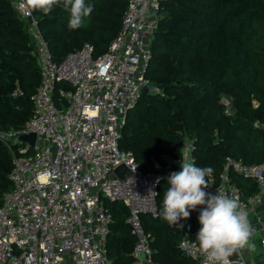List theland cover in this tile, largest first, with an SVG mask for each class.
I'll return each instance as SVG.
<instances>
[{
	"label": "built area",
	"instance_id": "built-area-1",
	"mask_svg": "<svg viewBox=\"0 0 264 264\" xmlns=\"http://www.w3.org/2000/svg\"><path fill=\"white\" fill-rule=\"evenodd\" d=\"M161 3L128 0L122 28L106 52L96 55L86 42L60 62L33 11L18 13L35 39L41 83L26 125L0 132L13 160V188L0 204V264H114L107 246L113 213L104 200L129 209L127 223L136 238L133 264H158L143 216L158 215L159 185L177 170L170 163H157L154 171L144 172L132 152L120 147V139L127 113L138 104L144 86H150L147 70ZM62 82L73 89H58ZM57 90L67 100L63 107L56 101ZM18 93L21 88L14 95ZM222 103L224 114L231 115L232 99L224 96ZM255 126L264 129L259 121ZM30 133L37 134L33 146L21 140ZM195 141L188 139L182 148V158L194 164ZM121 165L126 168L122 177L117 172ZM234 175L251 179L258 191L245 193ZM205 180L208 193L218 195L219 189L238 199L254 229L251 242L256 248L233 254L230 264H264V162L250 164L228 156L219 176ZM204 207L197 205L190 214L199 217ZM179 249L208 264L197 240L184 237Z\"/></svg>",
	"mask_w": 264,
	"mask_h": 264
},
{
	"label": "trees",
	"instance_id": "trees-1",
	"mask_svg": "<svg viewBox=\"0 0 264 264\" xmlns=\"http://www.w3.org/2000/svg\"><path fill=\"white\" fill-rule=\"evenodd\" d=\"M93 11L82 27L70 30V13L59 6L45 15L33 11L57 62L90 42L96 55L107 51L122 28L128 0H85ZM149 85L126 117L120 147L131 151L144 172L156 164L179 171L183 144L195 141V165L210 166L219 176L228 156L245 163L264 162V0H162L158 28L147 70ZM41 83L36 43L13 0H0V132L20 129L34 112L33 96ZM21 88L22 93L14 95ZM73 89L62 82L58 89ZM233 101L231 115L223 112L222 96ZM60 107L67 104L59 90ZM13 160L0 138V204L13 188ZM245 193L258 191L251 179L234 175ZM159 185L158 215L143 222L153 238L158 264H200L179 249L184 237L196 240L202 225L190 214L187 225L164 221V189ZM113 213L107 246L114 264H133L136 243L127 223L129 209L104 200Z\"/></svg>",
	"mask_w": 264,
	"mask_h": 264
},
{
	"label": "clouds",
	"instance_id": "clouds-1",
	"mask_svg": "<svg viewBox=\"0 0 264 264\" xmlns=\"http://www.w3.org/2000/svg\"><path fill=\"white\" fill-rule=\"evenodd\" d=\"M53 6H59L70 13L68 27L76 30L83 26L93 11V5L85 0H20L14 5L19 14L39 11L49 14ZM180 171L167 177L168 187L164 189L162 219L170 225L190 216L189 209L206 205L198 217L202 227L197 233L199 251L208 264H230V257L242 249H255L251 242L254 229L248 214L238 199L221 193H206L209 187L205 177L210 178L214 169L210 166L197 167L192 160L182 158ZM161 178H157L159 184ZM149 192H153L149 189Z\"/></svg>",
	"mask_w": 264,
	"mask_h": 264
},
{
	"label": "water",
	"instance_id": "water-1",
	"mask_svg": "<svg viewBox=\"0 0 264 264\" xmlns=\"http://www.w3.org/2000/svg\"><path fill=\"white\" fill-rule=\"evenodd\" d=\"M152 88H153L152 86H148V85L144 86L143 94H149L151 92ZM36 139H37V134L36 133L24 134V135L21 136V140L23 142H29L31 144V146H33L35 144ZM186 141H188V138H186ZM117 172L122 177L123 174L126 172L125 166L121 165L120 167H118ZM203 190L206 193L209 192L207 189H203Z\"/></svg>",
	"mask_w": 264,
	"mask_h": 264
},
{
	"label": "rangeland",
	"instance_id": "rangeland-1",
	"mask_svg": "<svg viewBox=\"0 0 264 264\" xmlns=\"http://www.w3.org/2000/svg\"><path fill=\"white\" fill-rule=\"evenodd\" d=\"M224 97V95L222 96V98ZM177 227H184L187 225V219L185 221V219H180L176 224H174Z\"/></svg>",
	"mask_w": 264,
	"mask_h": 264
},
{
	"label": "crops",
	"instance_id": "crops-1",
	"mask_svg": "<svg viewBox=\"0 0 264 264\" xmlns=\"http://www.w3.org/2000/svg\"><path fill=\"white\" fill-rule=\"evenodd\" d=\"M223 99V98H222ZM222 99H221V101H222Z\"/></svg>",
	"mask_w": 264,
	"mask_h": 264
}]
</instances>
